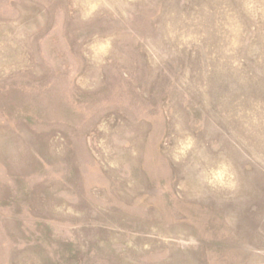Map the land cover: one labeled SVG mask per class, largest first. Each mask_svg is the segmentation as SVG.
Here are the masks:
<instances>
[{"label":"rangeland","instance_id":"rangeland-1","mask_svg":"<svg viewBox=\"0 0 264 264\" xmlns=\"http://www.w3.org/2000/svg\"><path fill=\"white\" fill-rule=\"evenodd\" d=\"M0 264H264V0H0Z\"/></svg>","mask_w":264,"mask_h":264}]
</instances>
